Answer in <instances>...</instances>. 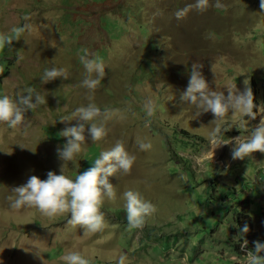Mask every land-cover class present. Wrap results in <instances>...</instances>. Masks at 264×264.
Returning a JSON list of instances; mask_svg holds the SVG:
<instances>
[{
  "label": "rangeland",
  "instance_id": "1",
  "mask_svg": "<svg viewBox=\"0 0 264 264\" xmlns=\"http://www.w3.org/2000/svg\"><path fill=\"white\" fill-rule=\"evenodd\" d=\"M221 2L218 8L209 0L206 10L191 7L177 19L174 12L194 0H0V34L13 36V27L24 28L18 39L0 47V69L8 71L0 93L14 96L31 87L46 100L14 128L0 122V264H63L59 258L66 249L79 250L91 264H115L121 252L127 264H238L231 213L206 200L213 190H219L215 197L222 196L224 186L201 183L210 160L225 169L232 161L230 171L244 177L245 182H233L244 192L231 199L232 212L260 223L253 231L261 237L264 153L257 150L244 159L230 153L234 141L247 138L264 113L249 120L247 129L227 130L223 138L229 143L212 149L207 136L212 114L194 117V106L180 98L196 61L210 88L227 95V84L240 91L249 87L254 104L264 107V10L259 0ZM85 49L105 65L92 93L80 84ZM52 65L65 67L68 78L41 82L43 70ZM89 94L101 109L118 111L107 120L108 133L100 141L88 139L85 124V144L74 161L64 163L65 174L74 178L117 140L136 157L127 174L109 177L116 199L102 205L105 228L87 233L68 224L63 214L50 219L35 208L10 209L5 197L12 187L30 175L44 179L48 170L60 172L63 161L55 149L66 138L59 133L77 120L59 119L86 104ZM147 101L153 105L151 116ZM226 120L238 122L230 111ZM196 135L208 138L207 148L197 150L195 142L186 150L174 147L178 139ZM137 138L150 140L152 148L138 150ZM190 167L191 177L184 171ZM126 188L139 190L155 205L142 228L127 227L120 197Z\"/></svg>",
  "mask_w": 264,
  "mask_h": 264
},
{
  "label": "clouds",
  "instance_id": "2",
  "mask_svg": "<svg viewBox=\"0 0 264 264\" xmlns=\"http://www.w3.org/2000/svg\"><path fill=\"white\" fill-rule=\"evenodd\" d=\"M208 6L209 0H194L193 5H186L184 8L177 9L174 16L180 19L191 7H195L198 11H204ZM214 6L219 8L223 7V4L221 0H215ZM259 8L264 10V0H259ZM23 30V27H13L11 30L14 33L13 36L0 34V47L9 44L14 38L18 39ZM80 62L85 71L80 84L89 93H92L105 76V65L97 58H90L87 49L80 56ZM201 68L202 65L199 62L195 61L191 64L188 82L180 98L194 106V117L206 112L212 114L210 122L213 126L208 129L207 136L212 149H214L229 143L223 138L227 130L233 126L247 129L248 121L254 120L258 115L264 113V107L254 104L253 94L249 87L240 91L235 84H227L225 86L227 95L221 90H213L208 86ZM0 73L4 74L2 78L4 81V78L8 76V71L0 69ZM68 76L69 72L65 67L52 65L43 70L40 80L41 82H48L57 77L66 80ZM87 100L86 104H81L71 114L59 119L60 121H71L74 118L77 120L76 124L67 126L60 132V135L66 138L62 146H57L55 149L58 158L63 161L60 172L57 174L48 170L44 179L30 175L24 183L12 187L11 194L5 197L10 209L19 211L22 208H35L41 215L50 219L63 214L66 215L68 224L79 225L82 231L87 233H95L105 228L107 222L105 213L101 210L102 205L105 199L109 201L116 199V188L109 181V177L114 176L117 171L127 174L136 157L126 149L123 141L117 140L110 148L101 150L91 166L84 171L77 172L74 178L65 174L62 166L65 162L74 161L85 144V124L88 125V139L91 142L100 141L108 133L107 120L112 113L118 111L107 107L101 109L93 101L90 94L87 95ZM41 104H46L45 96L31 87L18 89L14 96L0 93V122L9 128H14L25 121V113L28 110H32ZM144 108L146 115L151 116L153 112L152 102L147 101ZM229 111L237 117L238 122L237 120H226ZM200 127L197 126L196 128L200 129ZM192 132L193 130H191V134ZM192 138V140L189 138L190 145L188 147L193 145L192 142H195V149L207 148L208 138L202 135H196ZM204 140H206L205 143H203ZM136 145L140 151H148L152 148L151 141L146 138H137ZM257 150L264 153V115H260L257 125L251 128L247 138L238 142L234 141L230 154L233 159H244ZM233 163L230 161L227 169H225L220 163L210 160L203 181L210 182V178L214 176L215 180H218L217 182L222 185L234 182V180L239 183L245 182V179L241 180L244 177L240 173L230 171ZM184 171L189 177L193 174L191 167L185 168ZM227 173L230 178H227ZM259 179L263 181L260 175ZM241 192L244 191L241 190ZM120 197L129 229L142 228L146 217L156 210L155 205L145 199L141 192L135 188H126L121 192ZM263 213L264 208L261 211V214ZM233 226L238 228L237 239L240 242V248L245 249L248 240L244 237L249 231L248 225L245 223L243 226L235 224ZM252 244L253 247L245 251L244 264H264V241L253 240ZM59 259L63 264H91L89 257L74 249H66ZM114 259L115 264H127L128 257L126 253L121 252Z\"/></svg>",
  "mask_w": 264,
  "mask_h": 264
},
{
  "label": "trees",
  "instance_id": "3",
  "mask_svg": "<svg viewBox=\"0 0 264 264\" xmlns=\"http://www.w3.org/2000/svg\"><path fill=\"white\" fill-rule=\"evenodd\" d=\"M4 77V74L0 73V81L2 82V78ZM255 80V84H258V80H256V78L254 79ZM60 134V133H59ZM185 135V134H184ZM50 138V137H49ZM51 140L53 141H58V139H54V138H50ZM190 145V141H189V138L186 139V138H180L178 139L175 144H174V147H176L177 150H185L186 147H188ZM187 162V160H185ZM218 180H212L210 182L208 181H203L201 183L203 184H206L207 186V183L212 186L213 188L214 187H217V188H220L221 187V184L219 182H217ZM224 187V194L222 196L218 195V197H215L214 195H216L217 193H219L218 191L219 190H213L212 194L209 195V198H207L206 200L208 202H217L218 204H221V205H224L226 210L229 211L231 213L230 216H232L231 218V223H232V227H233V232L238 231V228L237 227H234L233 225H237V226H243V224H247L248 227H249V231L245 234V237L247 240H248V244H247V247L248 249H251L253 247V244H252V241L253 240H264V231H262L261 233V237H259V234L255 235L254 234V227L256 225H258V228L260 227V223L256 222L254 223V219L252 220L251 219V216L248 215V214H245V215H241L240 213L237 214L236 212H232V205H233V201L231 199H233L234 197L238 196V193H239V190L241 192L242 189H239L236 184H234L233 182L229 183V184H225L223 185ZM216 198V200H215ZM256 224V225H255ZM234 245L235 249H233L232 251L234 253H242V249L240 248V242L239 240L235 242V244H232ZM230 245V246H232Z\"/></svg>",
  "mask_w": 264,
  "mask_h": 264
},
{
  "label": "built area",
  "instance_id": "4",
  "mask_svg": "<svg viewBox=\"0 0 264 264\" xmlns=\"http://www.w3.org/2000/svg\"><path fill=\"white\" fill-rule=\"evenodd\" d=\"M264 241V240H263ZM248 249L247 245H246V248L245 249H242V253H241V256L237 255L238 257V264H244V261H245V251ZM240 253V252H239ZM235 259V258H234Z\"/></svg>",
  "mask_w": 264,
  "mask_h": 264
},
{
  "label": "crops",
  "instance_id": "5",
  "mask_svg": "<svg viewBox=\"0 0 264 264\" xmlns=\"http://www.w3.org/2000/svg\"><path fill=\"white\" fill-rule=\"evenodd\" d=\"M232 254H233V252H232Z\"/></svg>",
  "mask_w": 264,
  "mask_h": 264
}]
</instances>
